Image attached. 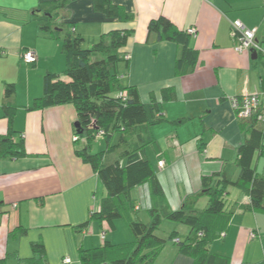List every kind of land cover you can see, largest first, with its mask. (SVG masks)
<instances>
[{
  "label": "crops",
  "instance_id": "crops-1",
  "mask_svg": "<svg viewBox=\"0 0 264 264\" xmlns=\"http://www.w3.org/2000/svg\"><path fill=\"white\" fill-rule=\"evenodd\" d=\"M54 1L0 0V137L9 128L5 87L13 84L15 95L9 103L18 108L14 141L24 139L27 151L25 157L0 160V264L31 259L35 243L44 245L47 264H61L65 258L81 264V247L133 241L123 222H116V230L111 231L108 224L91 220L106 192L92 167L76 155L75 106L27 110L42 95L44 75L63 74L62 40L67 33L75 30L84 39L98 41L111 30H134L124 50L131 59L123 83L137 87L143 103H150L152 97L162 103L165 121L143 128L142 134L154 141L144 155L152 162L172 210H180L188 198L201 192L202 176L226 169L230 178L238 179L234 162L245 136L230 98L263 89L264 65L255 63L248 52H235L231 36V23L241 21L249 29L257 27V40L264 43L263 0H111L134 16L130 23L97 12L94 0H69L56 16L55 27L62 31L59 39L42 32L35 20L36 11ZM161 16L181 31H197L190 46L199 53V62L189 75L176 77L177 44L147 42L150 21ZM27 50L37 54L36 64L23 62ZM165 88L175 89L176 100L162 102ZM151 146L154 153L149 152ZM161 160L166 163L163 168L158 166ZM132 196L138 218L150 224L148 211L154 205L150 186L136 188ZM227 200L228 209L233 208L231 227L210 247L211 252L227 257L229 264L264 262V214L239 210L250 198L237 188L229 189ZM208 205L209 199L201 197L197 208ZM144 209L147 215L140 218ZM89 220L90 226L81 229ZM164 222L168 235L177 232L184 239L190 234L186 226ZM18 228L26 233L12 235ZM155 264H193V260L168 242Z\"/></svg>",
  "mask_w": 264,
  "mask_h": 264
},
{
  "label": "trees",
  "instance_id": "trees-1",
  "mask_svg": "<svg viewBox=\"0 0 264 264\" xmlns=\"http://www.w3.org/2000/svg\"><path fill=\"white\" fill-rule=\"evenodd\" d=\"M68 3L69 0H56L36 11L35 20L42 32L51 38H61L62 31L55 27L56 16ZM93 4L95 10L108 19L123 23L134 21L133 15L125 13L111 0H94ZM74 32L67 33L62 40V53L66 60L63 76L67 79L47 72L43 77L42 95L27 110L38 111L67 104L75 106L80 133L76 132L79 140L74 143L85 142L82 148L77 149L76 155L92 167L106 192L100 211L93 213L91 220L108 224L111 231L116 230V222L125 221L133 237L131 243L122 245L105 241L99 248L81 247V264H155L168 242L178 245L179 252L190 257L193 264H229L227 257L210 249L211 244L221 239V235L231 227L233 208L227 207L229 189L237 188L250 198V203L239 206V210L264 214V177H260L253 167L256 153L264 156V132L259 129L260 126L254 121H240L245 138L234 162L239 169L237 180L230 178L226 169L202 176L201 192L188 198L180 210H172L152 162L144 155V150L154 141L142 134L143 128L165 121L162 103L155 97L150 103H143L138 88L123 83L131 59H127L130 55L124 50L134 30H111L101 35L91 49H83L84 38ZM190 37L187 31L179 30L163 16L151 20L148 25L147 42H172L180 47L175 64L176 77L191 74L199 62V53L190 46ZM14 95L15 86L6 85L4 111L9 128L7 135L0 137V160L27 156L24 139L14 141L13 119L18 108L9 103ZM176 98L174 88L162 91V102H171ZM100 132H103L102 139L107 147L105 151L93 153L92 145ZM111 154H116V160L106 164ZM147 184L154 202L148 211L150 224L138 218L139 207L132 196L136 188ZM201 197L209 199V205L204 210L197 208ZM91 220L82 224L81 229H87ZM164 221L186 226L190 234L182 239L177 232H173L168 239L160 238L157 231ZM17 233L22 235L26 230L18 228L11 234ZM176 239L180 242L175 243ZM32 253L31 259L19 260V264H47L43 244H33Z\"/></svg>",
  "mask_w": 264,
  "mask_h": 264
},
{
  "label": "built area",
  "instance_id": "built-area-1",
  "mask_svg": "<svg viewBox=\"0 0 264 264\" xmlns=\"http://www.w3.org/2000/svg\"><path fill=\"white\" fill-rule=\"evenodd\" d=\"M264 1V0H263ZM191 36H196L197 31L191 28L188 31ZM258 28H247L241 21L231 23V36L235 41L234 50L237 53L248 52L256 53L257 56L264 58V44L257 40ZM23 62L27 65H33L37 62L38 57L35 51L28 50L21 56ZM131 56H127L130 59ZM231 106L233 107L237 119L240 121H254L258 126L264 128V89L254 94H243L241 96L230 98ZM103 138V132H100L97 139ZM78 136L73 137V141L77 142ZM165 161L161 160L158 164L160 168L165 166ZM221 236H225L223 233ZM255 237L254 233L251 235ZM106 231L101 234V239L105 240ZM180 239H176L175 243H179ZM61 264H71L69 258H65Z\"/></svg>",
  "mask_w": 264,
  "mask_h": 264
},
{
  "label": "rangeland",
  "instance_id": "rangeland-1",
  "mask_svg": "<svg viewBox=\"0 0 264 264\" xmlns=\"http://www.w3.org/2000/svg\"><path fill=\"white\" fill-rule=\"evenodd\" d=\"M262 11L264 13V6L262 8ZM72 30V29H71ZM261 30H262V33H264V25H262L261 27ZM65 32V31H64ZM98 41H92L91 38H87V39H84V44H83V49H91ZM264 44V43H263ZM257 63H259L260 67H262L264 65V58H259L258 60H256ZM63 68H66V63L65 65H63ZM63 70V69H62ZM65 70V69H64ZM64 72V71H63ZM60 76L63 78V80H66L67 78L63 76V74H60ZM124 80V79H123ZM259 129H261L263 132H264V129L260 126ZM83 143L84 141H80V144H78V148H82L83 147ZM106 141H104L103 139H97L93 145H92V152L93 153H97V152H100V151H105L106 150ZM149 152L150 153H154V148L153 146H151V148L149 149ZM114 160H116V154H111L109 157H108V160L106 161L107 163L106 164H109L111 162H114ZM156 161V159H155ZM253 167L257 170V174L260 176V177H264V156H259V153H256L255 155V158H254V162H253ZM232 199V198H231ZM234 200V199H233ZM168 202V200H167ZM140 215V214H139ZM146 212H145V209L142 210V215L140 218H143L144 216H146ZM124 223V225H126V222L125 221H121ZM166 222H164L161 227L158 229L157 231V236L158 237H162L164 239H168L169 238V235H168V231H167V228H166V225H165ZM216 242V241H215ZM214 242V243H215ZM212 243L211 246L214 244ZM210 246V247H211Z\"/></svg>",
  "mask_w": 264,
  "mask_h": 264
},
{
  "label": "water",
  "instance_id": "water-1",
  "mask_svg": "<svg viewBox=\"0 0 264 264\" xmlns=\"http://www.w3.org/2000/svg\"><path fill=\"white\" fill-rule=\"evenodd\" d=\"M257 58H258L257 54L256 53H252V59L253 60H257ZM75 128H76V132L80 133V124L78 122L75 124Z\"/></svg>",
  "mask_w": 264,
  "mask_h": 264
}]
</instances>
